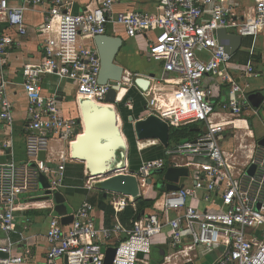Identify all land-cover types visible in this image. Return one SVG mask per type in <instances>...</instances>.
Segmentation results:
<instances>
[{
	"label": "built area",
	"instance_id": "2783aa9c",
	"mask_svg": "<svg viewBox=\"0 0 264 264\" xmlns=\"http://www.w3.org/2000/svg\"><path fill=\"white\" fill-rule=\"evenodd\" d=\"M123 1L97 0L96 5L74 13L73 0H49L45 21L38 28L40 34L47 36L43 62L24 68L29 105L26 161L11 160L0 165V264H25L31 255L30 250L17 254L11 239L21 197L38 191L42 174L48 178L51 190L59 191L65 164L72 160L70 153L62 150L58 156L60 166L54 171L42 155L53 156V141L71 150L83 130L81 115L65 117L58 96L44 94V79L55 76L72 82L76 100L105 105L112 87L99 83L98 49L95 44L81 45L79 40L107 35L112 24L123 26L131 39L155 33L147 57L151 63L161 64L163 70L161 78H148L151 86L147 91L135 84L137 78H146L125 71L122 87L138 89L146 102V112L157 114L171 129L198 125L202 133L192 141L167 149L163 158L141 161L135 173L144 199L155 205L131 221L130 228L120 223V216L132 206L121 196L109 199L117 222L111 228L97 227L96 209L89 202L75 212L70 225H63L60 217L51 218L46 235L48 263L64 260L66 264H104L106 250L115 248L113 264H151L154 242L164 237L168 250L161 264H200L202 251L219 253L214 264H264V147L256 143L237 145L236 136L229 150L221 143L226 131H243L237 129L236 122H241L244 132L253 139L248 117L257 112L249 96L260 75L252 64L233 71L234 57L219 44L217 36L221 29L243 39L263 33L264 0H256L255 7L244 15L223 0H160L156 14L138 10L116 12ZM44 3L23 0L12 7L8 0H0V23L8 24L17 36L26 37V12ZM15 45L13 36L0 34V66L1 58ZM206 80L219 81L221 87L227 88L228 99L217 101L213 84L207 85ZM157 86L173 90L175 100L158 101L157 94L162 92H155ZM126 106L131 108V102ZM0 108V120L12 131L14 104L7 98L6 82L1 76ZM200 159L204 162H198ZM126 161V168L120 172L129 174V160ZM253 166L251 175L248 171ZM169 168L188 170V177L180 179L178 186L183 187L178 191L159 188Z\"/></svg>",
	"mask_w": 264,
	"mask_h": 264
},
{
	"label": "crops",
	"instance_id": "0c3cea01",
	"mask_svg": "<svg viewBox=\"0 0 264 264\" xmlns=\"http://www.w3.org/2000/svg\"><path fill=\"white\" fill-rule=\"evenodd\" d=\"M22 1L23 0H8L12 7L19 6ZM255 1L256 0H223L225 5L231 3L239 15H244L247 11L252 10L255 7ZM44 2L43 6L26 12L25 22L28 28V34L26 37L17 36L15 31L9 28L8 24L4 22L0 23V34L13 36L16 41V45L1 58L2 64L0 66V76L3 78V81L6 82L8 100L14 104V124L12 131H10L5 123L0 120V165L6 164L11 160H15L19 163L26 161V127L29 105L24 91V68L28 65H40L44 59L43 45L47 36L38 32V28L44 23L49 10V0H44ZM159 2L160 0H124L115 8V11L129 12L138 10L156 14L160 11ZM73 4L72 11L74 13H79L85 10L88 5H96L97 0H73ZM210 17L211 11L208 9L206 19L209 20ZM110 30L111 32H109ZM107 35L114 38H122L124 40V47L117 57V62L125 69V71L146 79L151 76L157 78L155 73H148L147 70L149 65H152L147 57L149 42L155 40V33L151 32L144 36L139 35L136 38L131 39L126 36L123 26L112 24L107 28ZM79 43L81 45L91 46L94 45V40L82 37L79 40ZM140 59H144V62L149 63H146L148 66L143 67L142 65H138ZM250 64L255 67L257 73L260 75V79L254 83L252 94H264V32L256 38L244 39V46L237 53L236 58L232 63V68L233 71H239ZM213 82L214 81L212 80H206L207 85L213 84V88L216 92V100L220 102L226 101L228 99L227 88L221 87L219 81ZM43 89L44 94L47 96H58L60 108L65 117L78 118L81 115V110L76 100V88L72 82L60 80L55 76H48L44 79ZM133 89H135L137 94H135L134 97H131L128 101L131 102L132 107L128 108L126 106L128 102L124 106L130 111L128 116H133L137 120L146 116V102L141 97L140 91L136 88ZM133 89L129 90L128 87H124L118 95V100L123 102ZM164 90L166 91V94L168 93V96L176 97V93L173 90ZM263 105L264 103L261 105L260 109H255L252 106L255 112H257V115H253L251 112L248 117L249 129L253 128L254 130L250 129V132L253 135L252 143L256 144L264 138V125L257 129L254 123L255 117H261L264 121V115L261 116L260 112V110H263ZM237 129L239 130V128ZM240 129L243 131L246 130L245 128ZM82 132L83 130L80 135ZM232 134L231 131H226L221 141L222 146L227 150L233 148L234 139ZM136 147L141 161L163 158L167 152V150L157 141L136 142ZM62 150L71 155V150L68 149L66 145L53 141L50 150V154L53 156L49 154L42 155V160L49 162L47 163L49 169L58 171L60 166L58 156ZM150 156L153 158H150ZM198 162L201 163L204 162V160L200 159ZM42 177L48 181V178L45 175H40L38 191L23 195L18 203V210L15 214L16 229L15 232L12 233L11 239L16 244L17 254L23 255L25 254V251H31V255L26 257L25 264H49V247L46 235L49 230L51 218L59 217L55 212L54 200L52 198L46 199V191L41 188ZM91 186H93V183L89 178L84 163L72 159L65 164L62 187L59 189V192L65 199L69 214L74 215L84 202H89L88 199L91 197L92 193ZM99 194L100 192H96L95 196ZM109 199L107 201L108 204ZM93 206L96 209L94 215L98 228H111L117 223L114 216L111 219H107L103 211L99 210L96 205ZM108 225L110 227H108ZM3 236L4 235L1 234V237ZM153 250H159L164 254L167 253L168 242L166 239L164 237L157 238L154 242ZM202 256L203 258L200 264H214L220 255L215 252L204 253L202 251ZM57 264H66V262L61 260Z\"/></svg>",
	"mask_w": 264,
	"mask_h": 264
},
{
	"label": "water",
	"instance_id": "95a60500",
	"mask_svg": "<svg viewBox=\"0 0 264 264\" xmlns=\"http://www.w3.org/2000/svg\"><path fill=\"white\" fill-rule=\"evenodd\" d=\"M217 36L219 44L233 57L244 46L242 37L229 33L225 29L219 30ZM94 44L101 60L99 83L109 84L112 88L105 99V105L99 106L88 99L77 100L83 119V134L73 143L71 155L74 161L79 160L85 164L97 192L103 193L105 198L121 196L128 199L130 205L134 206L144 198L139 178L133 170L129 174L120 172L126 168V160H129L130 153L129 139L124 132L123 120L117 108L124 103H119L118 95L122 89L121 82L125 69L117 62V57L124 47V40L103 35L95 37ZM135 84L142 90L149 89L151 86V82L143 78H137ZM249 101L253 108L260 109L264 103V94H251ZM128 123L132 126L137 143L157 141L164 149H169L172 129L157 114L147 113L146 116L137 120L130 116ZM258 145L264 147V138L258 142ZM254 171L253 166L248 172L253 175ZM186 177H188L186 168H169L159 188L166 191H178L183 187L178 186L180 179ZM41 188L46 191V199L54 200L55 212L61 217L62 224L66 226L72 224L74 215L69 214L63 195L59 191H52L50 184L43 177ZM105 255L104 264H113L116 249L108 248Z\"/></svg>",
	"mask_w": 264,
	"mask_h": 264
},
{
	"label": "trees",
	"instance_id": "16d2710c",
	"mask_svg": "<svg viewBox=\"0 0 264 264\" xmlns=\"http://www.w3.org/2000/svg\"><path fill=\"white\" fill-rule=\"evenodd\" d=\"M235 58H236V55L234 56L233 59ZM129 98H131V93L127 96V98L124 100V103L120 106L119 112L121 114V117L124 123V132L127 138L129 139V143H130V153H129L130 169L133 171H138L141 165V158L137 151L136 141L133 135L132 126L128 123V118H129L128 115L130 111L124 106L129 101ZM201 133H202V130L198 125L184 127L181 129H172L170 133L169 149H174L182 145L185 142L192 141L196 139ZM150 158H153V157L150 156ZM160 192L162 193V191ZM110 197L111 196H108L107 198H105L103 193L100 192L99 195H96V196L94 195V196L89 197L88 201L92 205H96L99 210L103 211L107 219H111L114 216V211L107 202ZM154 205H155L154 201L146 200L142 198V200H140L134 206H129L126 209V211L120 216L121 223L125 225V227L130 228L131 221L137 220L138 218L143 216L147 211L153 210ZM108 227L110 226L108 225ZM165 254L159 250L157 251L153 250L151 264H161L165 257Z\"/></svg>",
	"mask_w": 264,
	"mask_h": 264
},
{
	"label": "rangeland",
	"instance_id": "374dc122",
	"mask_svg": "<svg viewBox=\"0 0 264 264\" xmlns=\"http://www.w3.org/2000/svg\"><path fill=\"white\" fill-rule=\"evenodd\" d=\"M109 32H111V30ZM245 42H246V40H245ZM125 47H126V45H125ZM143 63H144V65H143ZM146 63L147 62H144V59H140L138 65H142L143 67H147L148 66L147 64H149V63H147V64ZM147 70H148V73H155L157 78H160L162 76L161 64H159V63H152V65H149V68ZM158 87H160V86H158ZM135 94H137V92H135V89H133L132 92H131V97H134ZM117 108L119 110L120 107L117 106ZM263 111H264V105H263V110H260L261 116L264 115ZM263 118H264V116H263ZM254 123H255V126H256L257 129L261 128V126L264 125V121L262 120L261 117H255L254 118ZM250 129L253 130V128H250ZM232 133H233L232 136H236L237 139H238L237 140V145H240L241 143H243L244 145H251L252 142H253V140L251 138H249L247 136L246 132H244V131H234ZM91 188H92L91 189V192H92L91 196H94L97 191L94 189V186H91Z\"/></svg>",
	"mask_w": 264,
	"mask_h": 264
},
{
	"label": "bare ground",
	"instance_id": "6f19581e",
	"mask_svg": "<svg viewBox=\"0 0 264 264\" xmlns=\"http://www.w3.org/2000/svg\"><path fill=\"white\" fill-rule=\"evenodd\" d=\"M124 87H126V86H123L122 89H123ZM154 88H155V92H156V93H157L158 91L162 92V94H161L160 96L157 94V100H158V101H162L164 98H169L171 101H174V100H175L176 97H175V96H168V95H167L168 93L166 94V91L163 89V87H161V86L158 87V86H157V87H154ZM122 89H121V90H122ZM145 90L147 91L148 88L145 89ZM120 92H121V91H120ZM120 92H119V93H120ZM118 99H119V98H118ZM118 101H119V100H118ZM119 103H122V102L119 101ZM98 105H99V104H98ZM99 106H100V105H99ZM235 125L237 126V128H239V130H241L240 128H244V127H242L243 125H242L241 122H236ZM82 134H83V132H82ZM82 134H81V135H82ZM81 135H80V136H81ZM78 137H79V136H78ZM76 161H77V160H76Z\"/></svg>",
	"mask_w": 264,
	"mask_h": 264
}]
</instances>
